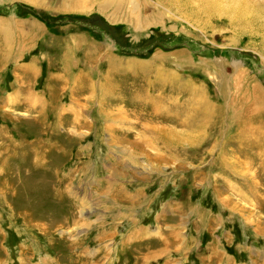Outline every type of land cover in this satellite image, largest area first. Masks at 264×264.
Masks as SVG:
<instances>
[{"label": "rangeland", "instance_id": "obj_1", "mask_svg": "<svg viewBox=\"0 0 264 264\" xmlns=\"http://www.w3.org/2000/svg\"><path fill=\"white\" fill-rule=\"evenodd\" d=\"M31 1L0 0V264H264V0Z\"/></svg>", "mask_w": 264, "mask_h": 264}, {"label": "crops", "instance_id": "obj_2", "mask_svg": "<svg viewBox=\"0 0 264 264\" xmlns=\"http://www.w3.org/2000/svg\"><path fill=\"white\" fill-rule=\"evenodd\" d=\"M27 1L32 2L31 0H25V2H27ZM34 2L35 3H32V4L41 6L39 4L41 2L40 0H34ZM21 18L24 19V20H27V21L30 20L27 17H21ZM10 21L13 22V23H16V22H14L12 20H10ZM20 21H22V20H20ZM31 21H33V20H30L29 22H31ZM5 22H7L6 17L0 16V28H1L0 29V53L6 51V49H8L10 47V40H9L10 38L8 36H7L6 39L3 38V36L5 35V32H6L5 27H4Z\"/></svg>", "mask_w": 264, "mask_h": 264}, {"label": "bare ground", "instance_id": "obj_3", "mask_svg": "<svg viewBox=\"0 0 264 264\" xmlns=\"http://www.w3.org/2000/svg\"><path fill=\"white\" fill-rule=\"evenodd\" d=\"M260 97V95H258Z\"/></svg>", "mask_w": 264, "mask_h": 264}]
</instances>
